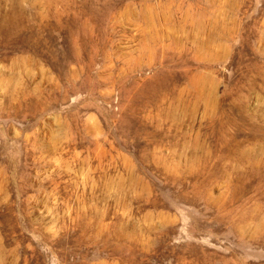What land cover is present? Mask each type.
I'll return each mask as SVG.
<instances>
[{"label":"rangeland","instance_id":"1","mask_svg":"<svg viewBox=\"0 0 264 264\" xmlns=\"http://www.w3.org/2000/svg\"><path fill=\"white\" fill-rule=\"evenodd\" d=\"M0 264H264V0H0Z\"/></svg>","mask_w":264,"mask_h":264}]
</instances>
